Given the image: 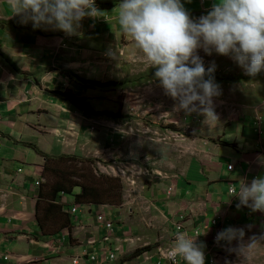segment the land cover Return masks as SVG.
Returning <instances> with one entry per match:
<instances>
[{
  "label": "crops",
  "instance_id": "obj_1",
  "mask_svg": "<svg viewBox=\"0 0 264 264\" xmlns=\"http://www.w3.org/2000/svg\"><path fill=\"white\" fill-rule=\"evenodd\" d=\"M112 1L0 0V24L7 25L0 27L1 54L8 60L6 63L0 59V264H75L83 252H92L86 240L91 234L97 235L94 226L100 210L111 215L120 231L111 243L106 246L100 243L93 247V252L101 254L106 264H136V261L153 264L146 261V255L127 261L128 254L154 241L151 233H147L151 239L141 237L145 230L140 225L133 228L123 224L131 222L127 215H132L136 209L134 193L130 196L132 201L123 198L124 204H81L75 221L69 214L78 205L74 199L63 195L53 198L50 185L44 186L56 180L51 173H45V168L51 167L47 158L86 160L109 153L122 159L121 152L126 146L130 151L125 156L126 162L117 163L126 164L128 167L122 168L125 167L127 173L123 172V176L119 169L114 176L123 181L138 172L134 156L146 148L154 157L160 153L165 155L167 149L175 150L166 164L175 172L173 180L165 191L158 189L144 196L149 201L144 211L159 214L161 219L171 222L172 234L181 216L186 215L185 225L194 234L196 228L205 229L215 214L226 210L230 217L226 222L228 227H264V197L261 195L264 191V107L261 115L254 112V107L264 101V0H238L249 3V13L256 12L250 16L240 9L239 20L255 18L257 22L254 45L245 37L239 39L240 62L247 64L246 58L252 55L256 60L255 70L244 72V76L255 71L262 73L240 79L245 82L240 90L242 97L238 99L241 113L237 115L238 120L231 122L221 134L211 130L204 132L201 139L186 138L175 126L171 129L163 126V130L160 126L150 127L139 137L156 149L145 147L143 142L139 152L126 136L133 131L131 127L116 130V133L103 129L92 132L90 128L95 116L103 113L117 116L120 112L118 100L113 102L112 97H108L107 102L105 97L113 90L100 85L118 81L120 69L127 75L132 70L133 61L124 63L121 57L124 52H119L116 35L120 33L135 40V23L147 20L146 15L166 14L163 9L167 5L157 2L150 10L148 2L151 0H146L143 5L122 2L112 9L103 7ZM171 1L174 5L182 4V0ZM254 1L257 10L252 7ZM218 10L213 8V11ZM225 50L224 45L223 52ZM126 53L129 54V50ZM132 73L133 70L130 75ZM64 92L85 100L91 110L56 96ZM121 113L124 115L126 111L121 110ZM224 116L232 117V113ZM259 116L261 126L257 124ZM131 118L134 117L126 113L128 126ZM95 135L105 146L102 151L95 148L99 140ZM148 139L157 142L152 144ZM231 164L235 166L234 171H228ZM39 182L41 185L37 187ZM247 182L251 193L242 199L229 197L228 191L223 189L226 185L229 190L231 183L241 186ZM171 183H175L177 190L175 196L169 198L166 190ZM75 191L81 193L78 188ZM125 208L129 214L125 213ZM139 210L143 213L141 207ZM78 226H84L88 233L72 237L60 246V238L74 232ZM101 234L103 237L105 232ZM126 240L135 242L130 245ZM204 246L207 245L201 248L205 249ZM110 249L122 250L115 263L109 260ZM82 264L99 263L82 260Z\"/></svg>",
  "mask_w": 264,
  "mask_h": 264
},
{
  "label": "rangeland",
  "instance_id": "obj_2",
  "mask_svg": "<svg viewBox=\"0 0 264 264\" xmlns=\"http://www.w3.org/2000/svg\"><path fill=\"white\" fill-rule=\"evenodd\" d=\"M151 2H148L150 10H153L154 3H166L167 6L163 10L167 13L156 16L146 15L147 20L136 22L135 40L123 37L120 33L116 35L119 50L124 52L121 56L124 63L127 60L133 61V73L130 75L132 70H129L127 75L120 69L116 85L113 83L100 85L104 89L113 90V93L109 92L105 97L107 102L110 101L108 97H112L113 102L115 99L118 100L119 110L126 109V102L134 103V118L128 120L129 126L126 118L121 117V112L118 113L119 116L103 113L102 116H95L93 119L96 130L114 132L131 127L133 131L130 130L126 136L134 143L138 152L144 142L139 135L142 136V132L149 130L150 127L160 126V130H163V126L167 129L175 126L179 134L186 138L193 136L201 139V134L210 130L221 134L222 130L231 122L238 120L237 115L241 114L238 99L242 97L240 90L244 87L245 80L240 82V79L257 76V73L262 74L261 71H255L244 76V72L255 70L256 60L252 55L246 58L247 64L243 65L239 58L241 53L237 52L240 37H245L247 42L254 45L255 24H257L255 18L239 20L240 9L250 16L256 13L247 11V7L250 6L248 2L203 0L202 3L201 0H182L181 5H174L171 0H154L152 4ZM256 5L257 2L254 1L252 7L257 10ZM186 7L188 9L185 11ZM213 8L219 10L213 11ZM224 45L225 52H223ZM128 50L129 54L126 53ZM76 101L75 106L83 108L85 105L86 110H91L88 109L85 100L76 98ZM227 112L232 113V117L224 116ZM254 112L256 114L255 108ZM101 117L103 119H100ZM95 139H99L98 135H95ZM148 140L152 144L157 142ZM144 143L145 147L152 146L154 150L156 149L149 142ZM95 148L100 151L105 149L101 139L98 140ZM127 150L128 146L122 150V159H116L109 153L88 158L86 160L93 163L88 164L85 171L77 167L76 162L62 164L57 162L58 158L52 159L54 161L50 166L67 170L70 181H79L82 175L103 177L104 181L100 185L103 189L108 186L122 188L125 199L129 201H132L130 196L134 193L137 196L136 209L133 210L132 215H127L130 216L131 222L123 224H129L131 227L140 225L145 230L141 237L154 240L151 241V248L160 246L167 249L168 245L174 243V234H172L174 227L171 222L161 219V215L144 211L149 202L144 196L158 189L165 191L166 185L173 180L172 174L175 172H172L166 164L175 150L170 148L165 155L160 153L159 156L156 154L154 157L149 155L152 151L146 148L144 152L136 154L134 166L138 172L135 175L145 173L146 176L137 177L131 183L128 181L135 175L124 181L121 177H114L119 169L120 174L127 173L125 167L122 168L126 164L122 166L117 163L126 162L125 156L130 152ZM172 184L175 183L168 186ZM223 189L229 191L226 185ZM115 197L119 201L115 193L101 203H116ZM140 207L143 213L139 210ZM150 207L153 208V205L151 204ZM125 210V213L129 214L127 208ZM220 222L219 226L224 225L223 220ZM218 227L214 229V234ZM168 230L171 234H167ZM147 233H151V238ZM224 238L227 239L228 247L224 252L215 249L205 257L204 253L208 252L209 247L206 250L204 246L205 249L199 250V256L204 257L206 264L210 261V255L214 258L213 264H264V227L237 228L225 234ZM207 242L211 244L212 239L208 238ZM221 245L224 246V241Z\"/></svg>",
  "mask_w": 264,
  "mask_h": 264
},
{
  "label": "clouds",
  "instance_id": "obj_3",
  "mask_svg": "<svg viewBox=\"0 0 264 264\" xmlns=\"http://www.w3.org/2000/svg\"><path fill=\"white\" fill-rule=\"evenodd\" d=\"M146 1V0H145ZM201 2L203 3V0H201ZM126 3H129V2H126ZM145 3V2H144ZM143 3V4H144ZM130 4H133V5H139V4H137V3H134V2H130ZM142 4V5H143ZM207 10V9H206ZM120 51H123V50H119V52ZM112 83H115V82H112ZM116 84V83H115ZM101 85H103V84H101ZM111 86V85H110ZM129 102H126V109H125V111H126V113L129 115V116H134V103H131V104H128ZM264 107V101L261 103V104H258V105H256L254 108H255V110L257 109V108H260V113H258L257 112V110H256V115H261V112H262V108ZM120 112H121V110H120ZM119 112V113H120ZM126 113H125V115H123L122 114V116L123 117H125L126 118ZM117 116H119V114L117 115ZM90 130L92 131V132H95V131H97L96 130V127H95V122H92V126H91V128H90ZM260 130H261V128H260ZM114 133H116V130L114 131ZM112 142V141H111ZM121 175H123L124 176V174H123V172L121 173ZM140 176H146V174L144 173V174H138V175H136L135 176V178H137V177H140ZM135 178H134V176H133V178L131 179V180H129L128 182L129 183H131L132 181H134L135 180ZM40 183V182H39ZM41 184V183H40ZM232 186H235L236 188H237V190H238V192H239V194H240V196H238V195H236V196H233L232 194H231V188H232ZM170 188H174L173 189V191L172 192H169V189ZM242 188H244V189H242ZM249 189V194L251 193V189L248 187V182L247 183H243L241 186H239V187H237V185L236 184H234V183H231V185H230V189H229V195H230V197H232L233 199H235V200H238V199H242L243 197H245V196H248L249 194H247V193H245V189ZM176 190H177V186L175 185V184H172L170 187H167V195H168V197L169 198H172V197H174L175 196V192H176ZM81 191V190H80ZM264 193V191L262 192V194ZM261 194V195H262ZM263 197H264V195H262ZM125 196H124V194L122 193V201H121V204H124V200H123V198H124ZM94 205H101V204H94ZM78 207V209H80L79 208V205H77L75 208H77ZM74 209V208H73ZM71 211H72V209H71ZM71 211H70V213H71ZM69 213V214H70ZM99 213H104L105 214V217L109 220V221H111L114 225H115V229H116V235H118L119 234V229L117 228L118 226H117V224H116V222H114L113 221V219H112V217H111V215L110 214H108V213H106L104 210L102 211V210H100V211H98V213H97V215L99 214ZM97 215H96V218H97ZM76 218H77V215H76V217H75V221H77L76 220ZM216 219H218L219 221H221V220H223L224 221V225H222L223 226V230H224V236H225V234H227V233H231L232 231H234V228H232V227H228V225H226V222L228 221V219L230 220V217H229V210H226V211H223V212H221V213H217V214H215L214 215V217L209 221V224H208V226H206L205 227V229H198V228H196L195 230H194V234H191L190 233V229H189V227L188 226H186L185 225V222H186V215L185 216H181L180 217V221L177 223V224H175V233H174V236H173V244H170V245H168V247H167V249H164V248H161L160 246H158V247H154V248H152V250H150L149 252H146V253H144L143 255H141L140 257H138V258H136V259H134V260H137V259H141L142 258V256H144V255H146L147 257H145L146 258V261L147 262H152L153 264H168V253H169V251H170V249H172V248H175V247H179V248H181V250L184 248V249H186V246L187 245H189L190 247L188 248V252L189 253H193V257H192V259L190 258V260H188L186 263H184V264H196V262H202L203 264H206L204 261H205V259H204V257H202V256H199V250H203L201 247H202V245L204 244V245H207L206 246V250H207V247H209V249H208V252L207 253H204V255H205V257L207 256V255H209V254H211L209 251H210V244H208V242H207V240H208V238L210 239H212V236H211V234L210 233H207V231H206V228L207 227H210L211 229H210V231H214V229H213V221L214 220H216ZM179 225H182L183 227H185L184 228V230H185V232L187 233V237L185 238V239H181V238H179V231H178V226ZM78 227H84V226H78ZM78 227H76V229L78 228ZM95 227V233L97 234L98 233V227H100V225H98V223H97V221H96V225L94 226ZM227 227H228V229H227ZM87 230V233H88V229H86ZM201 230H204L205 231V234L204 235H201L199 238H197V233H199V232H201ZM208 230V229H207ZM101 231H103L104 232V230H102L101 228H99V235H101L102 236V234H101ZM74 233H75V231H74ZM86 234V233H85ZM82 234H80V236H81ZM79 237V236H78ZM78 237H76V238H78ZM202 237H205V239L204 240H200ZM91 237H89L88 239H90ZM102 239H104V237H102ZM137 240H139V239H137ZM102 241V240H101ZM127 241V243L128 244H130V245H133L134 244V242H135V240H126ZM223 241H224V246L223 245H221V246H223V249L221 250V251H226L227 249H228V247L226 246V243H227V239L226 238H224L223 239ZM138 242V241H137ZM103 245H105L103 242H101ZM98 244H100V243H97V244H95V245H92V246H90V245H88V244H86V246H89L90 248H92V252L91 253H89V251H85L86 253H88V255L86 256V258H84L83 260L84 261H92V257L93 256H96L97 258H99V260L98 261H100V262H94V263H99V264H106L105 262H103L104 260H105V258L101 255V254H99L98 252H93V247H95L96 245H98ZM106 246V245H105ZM146 248H151L150 247V245H147L144 249H146ZM144 249H140V250H136L134 253H131L130 255H127V257L128 256H132V255H134V254H136L137 252H139V251H142V250H144ZM121 250V249H120ZM122 251V250H121ZM85 252H83V253H85ZM111 252H115L113 249H112V251ZM124 252V251H123ZM162 253H165V256L163 257L162 256ZM124 255H125V252H124ZM123 255V256H124ZM211 257H210V261H208V263L207 264H211V259H212V255H210ZM121 257V255H120V253H119V258ZM119 258H118V260H119ZM133 260V261H134ZM93 262V261H92ZM117 262V261H116ZM131 262V261H130ZM217 262H218V260H217ZM115 263V262H114ZM80 264H82V261H80ZM181 264H183V263H181Z\"/></svg>",
  "mask_w": 264,
  "mask_h": 264
},
{
  "label": "trees",
  "instance_id": "obj_4",
  "mask_svg": "<svg viewBox=\"0 0 264 264\" xmlns=\"http://www.w3.org/2000/svg\"><path fill=\"white\" fill-rule=\"evenodd\" d=\"M122 2H129V3L134 2L139 5H142L145 2V0H113L112 2L104 4L103 7L107 9H112ZM6 26L7 25L0 24L1 28H6ZM0 59L8 63V60L1 54V46H0ZM23 76L26 77V75H23ZM88 85H90L88 87L98 86L94 84H88ZM113 85H116V84L113 83ZM56 96H58L59 98H62L65 101H69L72 104L77 103L76 98L72 94H69L68 92H64V94H58ZM53 161L54 160H52L51 158L46 159V162L50 164ZM57 162L62 163V164H65L67 162H76V166L79 167L83 171L87 169L88 164L93 163L87 160H77L74 158H60L57 160ZM45 173L46 175L48 173H51L53 175V178L54 179L56 178V180L51 181V183L44 185V186L50 185V188L53 191V198L54 196H57V195H63V196L73 198L76 204L78 205L102 204L101 202H103L104 199H109V197L112 194L114 195L115 193H117L119 197V201H118V198L115 197V202L120 203L122 201V188L120 189L116 186H111V187L108 186L107 188L103 189L102 186H100L102 182L104 181L103 177L97 178L94 176L89 177V176L82 175L80 177V180H82L83 182L81 183L80 180L70 181L69 180L70 174L68 173L67 170H62V169H58L55 167L47 166L45 168ZM50 179L51 178L48 175L47 181H49ZM76 188L81 190L80 194H76V191L74 192ZM150 250H152V248H146L142 251H139L136 254L129 257L127 261L129 262L133 261L134 259L140 257L146 252H149Z\"/></svg>",
  "mask_w": 264,
  "mask_h": 264
},
{
  "label": "built area",
  "instance_id": "obj_5",
  "mask_svg": "<svg viewBox=\"0 0 264 264\" xmlns=\"http://www.w3.org/2000/svg\"><path fill=\"white\" fill-rule=\"evenodd\" d=\"M258 113H260V108H257L256 109ZM257 124H259V126L262 125V117H257ZM2 148V144H0V149ZM235 170V166L234 164H231L228 166V171H234ZM41 184L40 183H37V187H39ZM174 188H170L169 189V192H172ZM244 189V188H242ZM231 194L233 196H240L237 188L235 186H232L231 188ZM245 193L249 194V189H245ZM264 195V193L262 194ZM78 207L77 208H74L72 209L70 215L73 219H75L76 215L78 214ZM96 221L98 223V225H100V227H98V233L97 235L95 234H91V238L90 239H87L86 240V244L92 246V245H95L97 243H101L103 242L105 245H108L109 243L112 242L113 238L115 237L116 235V229H115V225L109 221L106 217H105V214L104 213H99L97 215V218H96ZM221 222L216 219L213 221V229L217 228L219 226ZM99 228H101L102 230H104L105 232V235L103 236L104 239H102V236L99 235ZM185 227H183L182 225H179L178 226V231H179V238L181 239H185L187 237V233L185 232L184 230ZM208 229V230H207ZM210 227H207L206 228V231L207 233H210L211 236H212V243L210 244V253L213 252L215 249H220L222 250L223 249V246H221V242L223 241L224 239V230H223V226H219L218 227V230L217 232L214 234V231H210ZM87 233V230L85 227H78L76 230H75V233L72 232V233H66L63 237L60 238L59 240V245L62 246L63 245V242H67L70 238H76L78 236H80V234H85ZM205 234V231L204 230H201V232L197 233V238H199L201 235H204ZM102 240V241H101ZM80 246H82V244H80V242H78ZM190 245V244H189ZM189 245L186 246V249H182L179 248V247H175V248H172L170 249L169 253H168V264H181V263H186L188 260H190V258L192 259L193 257V253H189L188 251V248L190 247ZM60 246H58L56 249L59 250L60 249ZM55 249V250H56ZM110 251H112V249H110ZM121 252L120 249H117L115 252H111V255L109 257V260L111 262H116L118 261V258H119V253ZM88 255V253H82L80 256L77 257L76 261H75V264H80V261H82L84 258H86V256ZM162 256L164 257L165 256V253H162ZM99 258H97L96 256H93L92 257V261L93 262H100L98 261ZM214 258L212 257L211 259V264H213ZM103 262L106 263V261L104 260ZM196 264H203L201 261L200 262H196Z\"/></svg>",
  "mask_w": 264,
  "mask_h": 264
}]
</instances>
